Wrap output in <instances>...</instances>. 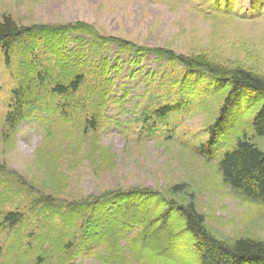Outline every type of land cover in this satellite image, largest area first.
Listing matches in <instances>:
<instances>
[{
  "label": "trees",
  "instance_id": "trees-1",
  "mask_svg": "<svg viewBox=\"0 0 264 264\" xmlns=\"http://www.w3.org/2000/svg\"><path fill=\"white\" fill-rule=\"evenodd\" d=\"M222 1L226 9H231L237 0ZM91 30L84 24L26 27L10 15L1 16L0 53L6 68L17 66L2 123L6 138L1 141L10 140L14 135L11 132L29 121L40 124L45 132L43 140L48 142L56 139L52 127L58 125L66 130L62 143L82 140L89 136L88 131L97 138L104 123L110 126L113 122L108 112L113 106H121L130 93L125 85H121L118 94L115 92L113 74L122 72V62L117 56L113 61L104 53L109 45L117 44L119 52H131L132 56L127 60L130 69L124 79L136 78L138 71L132 67L139 66L145 54H154L157 60L166 62L163 70L146 74L148 84L153 86L145 92L149 100L132 105L133 118L124 125L139 127L141 137L161 134L169 140L174 138L179 116L190 115L195 107L204 109L208 96L216 91L223 93V102L212 112V121L200 132L188 133L184 147L208 162L215 159L217 152L221 153L217 167L223 182L244 198L264 205V151L251 141V136L234 128L247 121L256 137H264V77L241 67L213 64L203 55L183 56L169 49H147L88 33ZM72 32L87 33L102 47H89L85 52L78 42L75 49H70ZM175 66L179 67L177 71ZM201 76L208 80L203 81ZM199 99L204 101L197 103ZM107 109L110 110L104 114ZM232 112L235 113L228 124ZM78 127L82 128L80 136L76 134ZM21 180L0 166V201L14 202L10 195L17 198ZM186 192L184 186L175 185L170 193ZM49 193L37 191L26 205L40 214L39 223L31 226L38 232L34 236L38 255L33 264H68L81 255L107 253L121 239L128 240L131 246L151 250L162 260L171 259L172 264H190L187 259L182 262V245L188 243L198 264H264V240L239 237L227 242L217 238L207 230L205 217L192 199L180 203L148 188L115 190L71 201L53 200ZM13 210L0 211L2 230L19 226V231L29 225L24 212ZM186 231L189 236L184 237ZM17 238L11 245L20 251L19 263L26 251H22L23 235ZM180 246L182 257L176 250ZM104 261L114 264L111 259Z\"/></svg>",
  "mask_w": 264,
  "mask_h": 264
},
{
  "label": "rangeland",
  "instance_id": "rangeland-1",
  "mask_svg": "<svg viewBox=\"0 0 264 264\" xmlns=\"http://www.w3.org/2000/svg\"><path fill=\"white\" fill-rule=\"evenodd\" d=\"M223 5L222 0H0V18L10 15L26 27L84 24L92 29L88 33L106 39L115 38L147 49H169L183 56L203 55L213 64L241 67L264 77V0H237L231 9ZM72 33L70 49H75L78 42L85 52L89 47H102L87 33ZM104 53L113 61L116 56L121 59L122 72L113 74L115 92L118 94L121 85H125L130 89L129 97L121 106L113 104V110L109 111L111 107L105 111L104 114L109 111L113 122L110 126L104 123L97 138L88 131L89 136L75 138L70 144L61 142L66 139L64 127H52L56 139L48 142L43 140V128L33 121L21 123L11 132L14 135L10 140L1 141L6 138L2 123L17 66L6 68L0 53V166L22 179L17 198L10 195L14 202L0 201V211L17 208L13 211L20 209L29 218V225L19 231V226L9 230L0 227V264H16L19 260L20 251L11 245L19 235L24 237L22 251L26 254L17 264L34 263L38 255L34 236L38 232L31 226L39 223L40 214L26 205L37 191L50 192L48 196L53 200L71 201L115 190L148 188L180 203L192 199L205 217L207 230L219 239L264 240V205L244 198L223 182L217 167L221 153L217 152L215 159L208 162L184 147L188 133L212 121V112L217 111L225 95L216 91L205 100L208 104L204 109L195 107L190 115L179 116L174 138L166 140L161 134L141 137L139 127H126L124 123L133 118L132 105L149 100L145 92L153 86L148 84L146 74L163 70L166 62L157 60L154 54H145L141 64L132 67L138 71L136 78L124 79L130 69L127 60L132 59L131 52L123 54L113 44ZM178 69L175 66V71ZM203 77V81L208 80ZM235 112L229 114L228 124ZM234 128L251 136V141L264 151V137H256L247 121ZM78 129L76 134L80 136L82 128ZM175 185L184 186L186 195L171 194ZM187 236L186 231L184 237ZM131 237L132 234L128 239ZM127 241L121 239L107 253L81 255L68 264H105L106 259L114 264H172L171 259L162 260L151 250L131 246ZM182 248L184 257L181 246L176 248L182 262L187 259L190 264H198L189 243Z\"/></svg>",
  "mask_w": 264,
  "mask_h": 264
}]
</instances>
